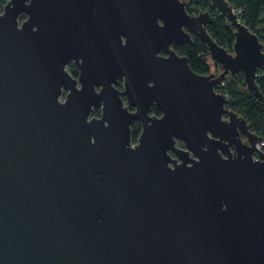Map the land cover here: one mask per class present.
Instances as JSON below:
<instances>
[{"label": "water", "instance_id": "water-1", "mask_svg": "<svg viewBox=\"0 0 264 264\" xmlns=\"http://www.w3.org/2000/svg\"><path fill=\"white\" fill-rule=\"evenodd\" d=\"M209 5L230 51L183 0L0 7V264H264L262 138L216 91L262 104L263 45Z\"/></svg>", "mask_w": 264, "mask_h": 264}, {"label": "trees", "instance_id": "trees-1", "mask_svg": "<svg viewBox=\"0 0 264 264\" xmlns=\"http://www.w3.org/2000/svg\"><path fill=\"white\" fill-rule=\"evenodd\" d=\"M6 0H0V7ZM194 5L202 4L209 6V0H191ZM234 11L240 10L238 18L258 35L263 45L264 52V0H226ZM190 13V8H187ZM214 15L213 22L207 25L206 30L210 37L221 47L231 50L234 42L233 28L226 21L224 16L216 12L209 11ZM71 74H75L70 70ZM256 83L264 98V68L257 71ZM217 92L227 96V109L233 111L237 116L245 119L249 129L262 138L264 143V100L262 104L257 103V99L251 92L247 91L241 74L228 77L225 80V87H217ZM152 114L159 116L160 113L153 108ZM99 111H95L94 116H98ZM140 125L134 121L131 124V141L136 142L140 134ZM264 152V146L262 147Z\"/></svg>", "mask_w": 264, "mask_h": 264}, {"label": "built area", "instance_id": "built-area-1", "mask_svg": "<svg viewBox=\"0 0 264 264\" xmlns=\"http://www.w3.org/2000/svg\"><path fill=\"white\" fill-rule=\"evenodd\" d=\"M190 3V2H189ZM189 3L187 4V7L189 6ZM191 3H192V1H191ZM204 3L205 2H203L202 4H199V5H194L193 3H192V6H191V8H190V14H192V15H197V14H199L200 12H209V11H212L211 10V8H210V5L209 6H205L204 5ZM234 11V10H233ZM210 13V12H209ZM234 13L237 15V18H238V16H239V14H240V10H237V11H234ZM239 19V18H238ZM264 53V52H263ZM221 87H225V82H223L222 83V85H221ZM264 146V143L262 142L261 144H259L258 145V148L260 149V150H262L263 147ZM263 151V150H262ZM264 153V152H263Z\"/></svg>", "mask_w": 264, "mask_h": 264}, {"label": "flooded vegetation", "instance_id": "flooded-vegetation-1", "mask_svg": "<svg viewBox=\"0 0 264 264\" xmlns=\"http://www.w3.org/2000/svg\"><path fill=\"white\" fill-rule=\"evenodd\" d=\"M7 1L8 0H6L5 1V4L7 3ZM27 3H29V1H27ZM191 8V7H190ZM192 15V14H191ZM212 15V14H211ZM213 16V18H214V15H212ZM24 20H26V16H20L19 17V22H22V21H24ZM67 71L70 73V70H72V71H74V75L73 74H71V76H73L74 78H77V76H78V71H77V68L75 67V65L74 64H70L69 66H67ZM116 87L120 90V91H122L123 90V80L122 79H120V80H118V84L116 85ZM64 99V95L60 98V100L62 101ZM124 99V98H123ZM153 109V108H152ZM157 110V109H156ZM96 111H99V110H96ZM158 111V110H157ZM159 112V111H158ZM95 113V112H94ZM151 114H152V111H151ZM99 115H100V111H99ZM99 115L98 116H95V117H99ZM160 116V115H159ZM180 146V145H179Z\"/></svg>", "mask_w": 264, "mask_h": 264}, {"label": "rangeland", "instance_id": "rangeland-1", "mask_svg": "<svg viewBox=\"0 0 264 264\" xmlns=\"http://www.w3.org/2000/svg\"><path fill=\"white\" fill-rule=\"evenodd\" d=\"M183 1L186 2L187 4L190 2V3H189V6H188L189 8L192 6L191 0H183ZM188 7H187V8H188ZM92 116H94V114H93Z\"/></svg>", "mask_w": 264, "mask_h": 264}, {"label": "bare ground", "instance_id": "bare-ground-1", "mask_svg": "<svg viewBox=\"0 0 264 264\" xmlns=\"http://www.w3.org/2000/svg\"><path fill=\"white\" fill-rule=\"evenodd\" d=\"M256 75H257V74H256ZM261 143H262V142H261ZM261 143H260V144H261ZM257 147H258V146H257Z\"/></svg>", "mask_w": 264, "mask_h": 264}]
</instances>
